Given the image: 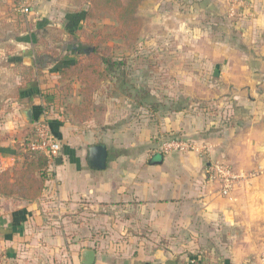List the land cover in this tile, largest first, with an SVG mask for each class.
I'll return each mask as SVG.
<instances>
[{
  "label": "rangeland",
  "instance_id": "374dc122",
  "mask_svg": "<svg viewBox=\"0 0 264 264\" xmlns=\"http://www.w3.org/2000/svg\"><path fill=\"white\" fill-rule=\"evenodd\" d=\"M26 1L0 0V145L12 148L19 157L30 152L27 143L34 135L33 126L16 114L11 116L16 124L6 127L8 115L21 104V98L30 95V87L52 95L53 101L47 103L54 105L53 111H65L70 117L66 105L82 101L81 85L72 79L69 90L67 82H59L58 63L87 59L83 49H90L91 43L102 51L109 47V55L126 61L127 81L107 73L81 121L73 120L77 131L106 130L109 135L100 140L112 156L128 142H119L112 136L113 130L134 126L138 135L155 124H177L180 130L151 141L141 138L135 149H158L155 147L168 137L193 140L197 148L189 152L202 162L200 169L211 187V200L219 207L217 238L161 241L151 240L146 231L138 234L146 240L131 239L133 228L128 222L132 212H124L121 205H108L106 214L114 218L101 215L104 222L92 227L91 248L99 251L102 262L157 264L169 257L176 264H201L200 254L204 253L203 264H264V51L260 39L250 41L252 2L142 0L137 15L143 26L131 40L112 35L119 26L113 13L93 10L87 17L91 0H60L65 14L53 17L44 12L50 8H46L48 4L32 12L37 4ZM95 31L100 33L92 38ZM77 45L81 48L76 52ZM29 50L41 58L42 67L25 63L24 52ZM222 163L235 175L227 195L221 191V182L207 173ZM91 212L93 219L94 209ZM79 252L77 249L76 254ZM162 252L167 256L162 257ZM67 258L10 256L0 245L1 264H65ZM76 259L79 263V255Z\"/></svg>",
  "mask_w": 264,
  "mask_h": 264
},
{
  "label": "crops",
  "instance_id": "0c3cea01",
  "mask_svg": "<svg viewBox=\"0 0 264 264\" xmlns=\"http://www.w3.org/2000/svg\"><path fill=\"white\" fill-rule=\"evenodd\" d=\"M27 1L37 4L31 7L32 12L35 8L40 9L41 4L42 8L48 4L46 8H50L44 11L48 17L65 14L62 11L64 3L60 0H49L46 4L43 0ZM250 1L254 17L248 21L252 37L250 41L260 39V47L264 51V0ZM249 13L252 14L250 9ZM256 33L261 34V37L257 38ZM24 53L26 64H39L42 67L41 58L30 50ZM65 65H57L59 78ZM53 107L42 95H37L32 102L24 98L21 104H17L14 112L8 115L10 119L6 127L16 124L11 119L16 114L19 115L18 119L23 118L32 125L50 108L51 128L62 143L58 156L62 158V162L55 161L49 165L50 178L45 181L38 199L24 201L0 196V245H3L5 255L67 256L65 264H82L81 253L84 248H91L94 224L100 226L104 222L101 215L114 218L109 213L106 214L108 205H121L124 212H132V218L128 222L133 228L131 239L146 240L145 236L140 237L143 231L150 235L151 240L161 241L175 237L200 241L217 238L219 207L211 200V187L205 183L206 174L200 169L202 162L195 159L193 152H187V155L163 154L158 150L159 146L154 150L151 149L153 146H148L146 151L135 149L141 138L151 141L152 138L168 134L167 132L178 128L180 130L177 124L173 125L169 121L163 122L161 126L155 124L147 129V133L138 135L139 129L134 126L125 129L126 131L113 130L111 134L119 142L126 139L128 142L121 145L123 149L112 156L109 150L107 168L97 170L88 164V147L98 143L105 144L100 139L109 133L95 127L84 132L77 131L78 124L73 120L79 119L72 114L68 117L65 111L54 112ZM124 148L128 150L125 151ZM22 161V157L12 148L0 145V171L21 166ZM93 209L95 218L92 219ZM118 220L122 224L121 218ZM77 249H80L79 254H76ZM76 255H79V263ZM161 256L167 255L162 252ZM171 260L168 257L164 261H157V264H176ZM95 264H109L102 262L97 250Z\"/></svg>",
  "mask_w": 264,
  "mask_h": 264
},
{
  "label": "trees",
  "instance_id": "16d2710c",
  "mask_svg": "<svg viewBox=\"0 0 264 264\" xmlns=\"http://www.w3.org/2000/svg\"><path fill=\"white\" fill-rule=\"evenodd\" d=\"M142 0H91V6L86 10L87 17L92 15L93 10L109 11L116 17L119 26L112 33L113 36L119 38L136 39L142 29L143 19L137 15V8ZM99 31L91 34V37L99 35ZM93 41V40H92ZM92 51L83 49L87 54V59H78L67 63L61 70L59 81L65 83L67 89H71V80L76 79L80 83L78 89L79 94L83 96L80 103L67 104L65 110L69 111L76 119L81 120L85 114V108L94 102L93 93L97 90L101 81L107 78L109 73L111 76L126 80V61L124 59L116 60L108 54L109 47L102 51L97 44L91 43ZM77 45L76 52L80 51ZM55 54H57L55 52ZM99 64L100 66H96ZM33 68V67H32ZM32 68L30 70L32 71ZM118 71L120 74H118ZM109 75V76H110ZM28 97L27 101L32 102L37 95H42L47 102H52V95H48L44 91H37L35 87ZM64 88V87H63ZM40 92V93H39ZM129 96H134L130 92H126ZM21 98V101L24 99ZM142 97H139V99ZM158 109V105H151ZM171 138V137H168ZM23 161L21 166L7 168L0 172V196L6 198H17L24 201H34L41 196L44 183L49 176L50 161L46 154L39 152L23 153ZM205 254H200L201 263L203 264ZM1 264V263H0Z\"/></svg>",
  "mask_w": 264,
  "mask_h": 264
},
{
  "label": "built area",
  "instance_id": "2783aa9c",
  "mask_svg": "<svg viewBox=\"0 0 264 264\" xmlns=\"http://www.w3.org/2000/svg\"><path fill=\"white\" fill-rule=\"evenodd\" d=\"M52 111V110H51ZM50 108L44 111L43 117L35 121L32 126L34 135L28 139L27 148L30 152L44 153L48 156L50 165L55 163L56 158L62 149L61 141L54 134L50 122ZM197 148V144L189 138L171 137L162 141L159 151L163 154L174 152H189ZM210 179H217L221 182L223 194H230L234 184L235 175L230 167L224 163L213 165L207 169Z\"/></svg>",
  "mask_w": 264,
  "mask_h": 264
},
{
  "label": "water",
  "instance_id": "95a60500",
  "mask_svg": "<svg viewBox=\"0 0 264 264\" xmlns=\"http://www.w3.org/2000/svg\"><path fill=\"white\" fill-rule=\"evenodd\" d=\"M90 48L88 51H92ZM109 160V149L103 143L94 144L88 147V164L92 169L103 170L107 168ZM57 163L62 162L61 157L56 158ZM82 264H95L96 250L93 248H84L81 253Z\"/></svg>",
  "mask_w": 264,
  "mask_h": 264
}]
</instances>
